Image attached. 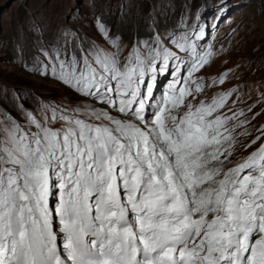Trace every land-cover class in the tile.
<instances>
[{
	"label": "snow or ice",
	"instance_id": "snow-or-ice-1",
	"mask_svg": "<svg viewBox=\"0 0 264 264\" xmlns=\"http://www.w3.org/2000/svg\"><path fill=\"white\" fill-rule=\"evenodd\" d=\"M149 28L126 55L100 21L111 50L68 28L31 66L18 49L29 72L106 107L34 97L24 125L0 119V264H264V143L233 162L264 126L240 139L236 88L200 99L231 71L196 75L219 54L203 23Z\"/></svg>",
	"mask_w": 264,
	"mask_h": 264
},
{
	"label": "rangeland",
	"instance_id": "rangeland-1",
	"mask_svg": "<svg viewBox=\"0 0 264 264\" xmlns=\"http://www.w3.org/2000/svg\"><path fill=\"white\" fill-rule=\"evenodd\" d=\"M221 2L222 0H0V119L6 114L24 125L25 118L19 106L35 110L37 103L34 97L67 106L85 104L106 107L77 96L54 79L42 78L29 72L18 58V49H22L23 61L31 66L34 57L44 59L38 49L42 45L51 44L58 30L68 28L87 41L111 50V46L97 30V21H100L108 26L111 34L120 36L126 55L138 38L147 39L152 34L149 28L152 21L158 23L159 31H171L184 14L189 24L194 21L204 24L206 36L201 44L211 42L219 53L210 65L196 75L211 83V78H218L231 70L224 84L207 88L200 99L205 96L210 99L218 92L238 89L240 102L235 107L244 110L245 116L241 119H248L249 123L245 127L250 133L240 139L245 144L249 143L260 135L258 130L264 126V3L261 0H224L229 6L228 11L220 21H215L216 7ZM197 11L200 20H196ZM214 22L217 24L215 30L211 27ZM36 25L40 26L42 32L34 30ZM41 35L43 39H39ZM167 82L164 77L160 78L161 87ZM236 98L233 95L230 99ZM250 105L254 107L248 111ZM112 115L118 113L113 112ZM259 143H264V139L253 148L239 149L233 162L247 156Z\"/></svg>",
	"mask_w": 264,
	"mask_h": 264
}]
</instances>
